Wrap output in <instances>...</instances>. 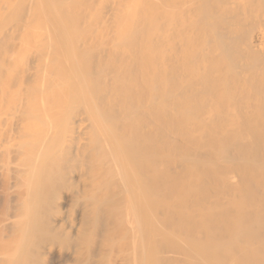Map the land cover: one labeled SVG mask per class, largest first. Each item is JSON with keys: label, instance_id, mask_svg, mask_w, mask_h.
Segmentation results:
<instances>
[{"label": "bare ground", "instance_id": "6f19581e", "mask_svg": "<svg viewBox=\"0 0 264 264\" xmlns=\"http://www.w3.org/2000/svg\"><path fill=\"white\" fill-rule=\"evenodd\" d=\"M0 264H264V0H0Z\"/></svg>", "mask_w": 264, "mask_h": 264}, {"label": "rangeland", "instance_id": "374dc122", "mask_svg": "<svg viewBox=\"0 0 264 264\" xmlns=\"http://www.w3.org/2000/svg\"><path fill=\"white\" fill-rule=\"evenodd\" d=\"M167 186H168V188H165V190H166V189L169 190L170 188H173V187H171V186H170V188H169V185H167ZM163 190H164V189H163ZM166 191H167V190H166ZM166 191H165V192H166ZM170 191H171V190H170ZM173 191L176 192V195L174 194V198H172V197L170 198V195H172V194H170V193L167 194V192L165 193L164 191H163V192H164L166 195H169V197H168L167 199H171V200H172V201L169 200L170 203H171V202H172V203L174 202L173 207H176V206H174V205L177 203V208H178L179 210L177 209V210H178V211H177L176 208H174V211H175V212L177 211L176 214L178 215V212L180 213V210H181V199H180L181 197H180V194L176 191V189L172 190L171 193H172ZM168 192H169V191H168ZM175 192H174V193H175ZM178 194H179V195H178ZM175 196H176V198H177V199H176V200H177L176 203H175V201H174V200H175ZM156 199H157V200H160V197H158V198L156 197L155 200H156ZM167 199H166V198L163 199L164 202H166ZM173 199H174V200H173ZM157 200H156V201H157ZM161 200H162V199H161ZM165 200H166V201H165ZM169 201H168V202H169ZM178 201H180V202H178ZM162 202H163V201H162ZM168 202L166 203V204H168V207H167V205H166V209L168 208V210H170V209L173 208V207H172V203L170 204V205H171V206H170ZM155 203H157V202H155ZM160 204H161V203H160ZM156 205H157V204H156ZM158 205H159V202H158ZM162 205H164V204L162 203ZM164 206H165V205H164ZM164 206H163V208H161L162 206H159V208L156 207L157 212H158V211H159V212L156 213V216H155V217H157V218L159 217V219L161 218L163 221H161V219H160V221L165 223V220L167 221V219L169 218V216H170V214H171V212H172L171 210H173V209L170 210L171 212H170V214H169V213L167 212V210H165ZM169 207H171V208L169 209ZM174 211H173V212H174ZM181 212H182V211H181ZM157 214H159V215L161 214V216H157ZM179 216H180V214H179ZM155 219H156V218H155ZM156 222H157L158 225H159L160 222H158L157 219H156ZM168 222H169V221H168ZM164 223H160L159 226H161V228H163V225H161V224H164ZM165 224H167V223H165ZM156 225H157V224H156ZM167 225H168V224H167ZM159 226H157V227H159ZM176 229H177V228H176ZM158 230H159V229H158ZM160 230H161V229H160ZM172 230L174 231L175 229H172ZM176 231H177V230H175V235H178V234H177L178 232L176 233ZM178 236H179V235H178ZM176 237H177V236H176ZM179 239H180V237H179ZM179 239H178V240H179ZM178 240H177V241H178Z\"/></svg>", "mask_w": 264, "mask_h": 264}]
</instances>
